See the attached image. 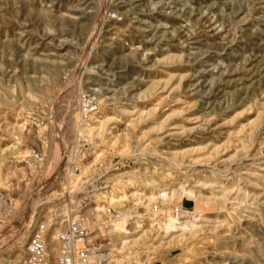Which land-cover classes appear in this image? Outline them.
Masks as SVG:
<instances>
[{
	"label": "rangeland",
	"instance_id": "374dc122",
	"mask_svg": "<svg viewBox=\"0 0 264 264\" xmlns=\"http://www.w3.org/2000/svg\"><path fill=\"white\" fill-rule=\"evenodd\" d=\"M77 215L108 264H264V0H0V264Z\"/></svg>",
	"mask_w": 264,
	"mask_h": 264
},
{
	"label": "built area",
	"instance_id": "2783aa9c",
	"mask_svg": "<svg viewBox=\"0 0 264 264\" xmlns=\"http://www.w3.org/2000/svg\"><path fill=\"white\" fill-rule=\"evenodd\" d=\"M98 107L99 102L96 98L87 94L82 95L80 106L82 117L88 118L96 113ZM99 178H96L97 182ZM88 193L87 190L79 196L80 203L83 196L91 195V192L89 195ZM53 226L54 224L46 219L35 224L26 241L24 264H106L111 261V245L101 241V234L96 235V228L86 219L77 216L61 219L57 252L51 249L50 237Z\"/></svg>",
	"mask_w": 264,
	"mask_h": 264
},
{
	"label": "bare ground",
	"instance_id": "6f19581e",
	"mask_svg": "<svg viewBox=\"0 0 264 264\" xmlns=\"http://www.w3.org/2000/svg\"><path fill=\"white\" fill-rule=\"evenodd\" d=\"M73 89V88H72ZM86 150V149H85ZM97 180L98 179H95L92 183H90L89 184V186H88V189H89V193L91 192V195L90 196H87L86 198H83V205H85V206H83L82 205V208L83 209H85V208H88V206L90 207V204H92L94 201H95V197L96 196H98V194H100V193H96V192H94V191H98V190H104L105 188H106V185H105V183L104 182H97ZM102 181V180H101ZM105 181V180H104ZM106 182V181H105ZM108 185V184H107ZM108 190V189H107ZM88 193V194H89ZM49 198V197H48ZM50 199V198H49ZM94 200V201H93ZM62 202H58L57 203V205L58 204H61ZM61 206V205H60ZM59 206V207H60ZM62 207V206H61ZM58 208V207H57ZM105 209H104V207H101V206H96V207H92V208H88L85 212H84V214H88V213H91V212H101V211H104ZM75 216V215H74ZM80 215H77V217H79ZM82 216V215H81ZM87 220V222H90L91 223V221L90 220H88V219H86ZM122 223H126V220H123L122 221ZM121 222H116V224H114V227L115 226H119V225H121L122 224ZM182 225V226H181ZM180 225V227H181V229H187L188 228V225L187 224H181ZM60 226V225H59ZM193 226H195L194 224H193ZM97 229V228H96ZM169 229V227L168 226H166L165 227V230H168ZM111 231V230H110ZM59 233H60V228H58L57 230H56V232L54 233V235H52L51 236V238H50V241H51V249L54 251V252H57L58 251V236H59ZM26 234H27V232L26 231H23L22 232V234H21V236H19V238L17 239L18 240V243H22L24 240H25V238H26ZM109 263V262H108ZM108 263H106V264H108Z\"/></svg>",
	"mask_w": 264,
	"mask_h": 264
}]
</instances>
